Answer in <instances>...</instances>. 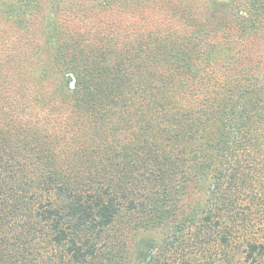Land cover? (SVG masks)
Masks as SVG:
<instances>
[{"label":"trees","instance_id":"1","mask_svg":"<svg viewBox=\"0 0 264 264\" xmlns=\"http://www.w3.org/2000/svg\"><path fill=\"white\" fill-rule=\"evenodd\" d=\"M191 247L264 264V0H0V264Z\"/></svg>","mask_w":264,"mask_h":264},{"label":"rangeland","instance_id":"2","mask_svg":"<svg viewBox=\"0 0 264 264\" xmlns=\"http://www.w3.org/2000/svg\"><path fill=\"white\" fill-rule=\"evenodd\" d=\"M191 249L192 252L190 251ZM171 264H252L250 262H245V254L237 256V260H234V263H230V259L224 256H211L206 252H203L199 248H189L185 252L173 253L168 255ZM216 259V260H215Z\"/></svg>","mask_w":264,"mask_h":264},{"label":"water","instance_id":"3","mask_svg":"<svg viewBox=\"0 0 264 264\" xmlns=\"http://www.w3.org/2000/svg\"><path fill=\"white\" fill-rule=\"evenodd\" d=\"M71 86H72V87H75V80L72 81Z\"/></svg>","mask_w":264,"mask_h":264}]
</instances>
